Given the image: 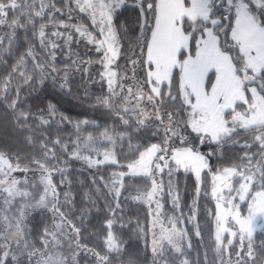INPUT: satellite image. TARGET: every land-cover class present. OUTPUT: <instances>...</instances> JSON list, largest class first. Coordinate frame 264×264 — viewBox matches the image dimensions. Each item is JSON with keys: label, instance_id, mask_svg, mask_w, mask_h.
Segmentation results:
<instances>
[{"label": "snow or ice", "instance_id": "obj_1", "mask_svg": "<svg viewBox=\"0 0 264 264\" xmlns=\"http://www.w3.org/2000/svg\"><path fill=\"white\" fill-rule=\"evenodd\" d=\"M128 8L134 12L135 27L118 28L114 17ZM73 11L88 15L95 35L72 23ZM0 26L11 30L4 49L9 55L17 29H24L26 35L30 32L50 60L55 59L56 49L71 51L73 33L94 45L101 56V79L106 81L109 93L98 98V103L115 113L123 125H129V116L134 119L136 131L155 129L150 135L160 137L159 143L146 144L143 150L137 147V155L125 165L120 164L113 150L98 151L91 135L76 142L71 155L90 167L110 163L126 169L113 172L110 185H105L114 207L108 205L111 216L106 218L104 254L81 243L82 225L74 224L62 211L53 173H63L55 145L66 151V143L57 138L50 147L42 140V158L32 157L27 164H22L18 156L0 152V199L4 206L0 211V264H79L81 252L94 257V264H110L108 254L121 251V242L111 229L114 219H122L116 216V210L120 209L126 176L150 182V191L134 199L143 200L149 207L154 200L156 203L152 228L159 224L160 231L152 233L154 261L159 257L167 264L165 242L167 248L183 257L185 246L192 247L187 229L178 227L185 217H168L167 227L159 219L165 191L162 174L167 169L171 177L183 169L194 173L199 183L203 170L211 173L212 155L202 153L200 147L239 143L237 138L242 132H251L252 136L240 145L243 154L239 163L212 174L211 196L216 202L214 250L220 264H264V241L259 249L254 246L256 233H264V0H74V7L72 0L61 6L55 0H0ZM121 35L129 37L127 46L121 43ZM122 54L130 68L122 70L117 64ZM37 55L36 45L29 44L0 81V100L19 127H30V120L41 126L49 124L48 119L25 109L26 101L21 99L22 85L31 84V90H35L34 75L43 83L46 67L56 71L54 64L38 60ZM29 61L31 73L27 71ZM14 75L21 78L19 85L13 83ZM67 75L65 72L61 88L66 86ZM55 114L50 106L48 115ZM75 127L79 129L80 125ZM126 134L105 130L101 138L114 149ZM28 142L32 143L30 136ZM81 143L102 159L83 155ZM52 162L56 163L50 167ZM33 166L40 173L43 187L39 191H34L36 184H29L27 175H14L27 174ZM167 188L174 208L178 207L179 195L171 179ZM70 200V194L65 192L64 202ZM40 210L51 212V226L46 225L32 239L25 220L31 211ZM187 219L192 222L195 216ZM195 235L200 237L198 226ZM225 255L227 261L223 259ZM181 264L189 261L182 258Z\"/></svg>", "mask_w": 264, "mask_h": 264}, {"label": "trees", "instance_id": "obj_2", "mask_svg": "<svg viewBox=\"0 0 264 264\" xmlns=\"http://www.w3.org/2000/svg\"><path fill=\"white\" fill-rule=\"evenodd\" d=\"M57 6L67 4L68 0H55ZM73 24L91 27L87 17L73 11ZM66 19V17H61ZM135 15L131 8L123 9L114 17V23L119 28L135 27ZM51 30V25L49 29ZM64 30L65 29H60ZM11 30L6 26H0V38L4 43L0 44V81L11 72L12 66L16 63L17 56L27 51L29 44L36 45L37 59L46 61L49 65L54 64L56 71L52 72L51 67L44 69L46 78L43 83L39 77L34 75L32 83L36 85L35 90L31 84L21 86V99L26 101L23 106L37 116H43L49 120L48 125L41 126L38 121H29L30 127H19L14 117L7 110L3 100H0V152L13 157H19L22 164L30 162L32 157L42 158L40 143L43 140L51 147V142L60 139L62 143L67 144V150H63L60 145H55L56 155L58 157V166L63 169V173L54 172L53 182L57 185L60 192V202L62 211H65L69 218L77 226H81L80 241L89 248H93L101 254H104V239L106 234V218L111 216L108 205H113L112 196L105 187L110 185L112 173L126 170L112 164H103L98 166H89L83 159H77L71 155L76 149V142L84 141L91 135L96 143L94 147L101 153L105 150H113L121 165H125L137 155L136 148L144 149L149 143H159V136H151L150 133L155 129L135 130L134 119H130L129 125H123L117 115L110 112L108 108L98 103V98H104L109 95L106 81L101 79L102 65L99 62L101 56L95 51V48L87 43L83 38H78L73 33L74 40L71 44V51L68 48H59L55 50V59L50 60L46 57V52L41 50L38 41L29 32L25 34L24 29H17L13 41L11 55L5 52L8 47V33ZM71 31V29H69ZM121 43L127 46L129 37L121 35ZM63 43V41H59ZM122 53L124 49L121 50ZM125 56L122 54L117 61L123 70L126 66ZM115 67V65H114ZM27 71H33L32 62L29 61ZM67 72L66 86L61 88L59 85L65 82L64 73ZM51 73V75H47ZM55 77V81H53ZM21 78L14 75L13 83L19 85ZM128 83V81H125ZM118 101V98H117ZM21 105L18 104V107ZM54 107L56 114L48 115L49 107ZM151 109L149 108V111ZM63 117V119H62ZM87 121L88 123H83ZM79 124L77 129L75 125ZM31 129V130H30ZM108 130L113 133L127 132L123 141H118L115 148L101 138V133ZM242 132V130H241ZM31 137L32 143L28 142ZM252 133H243L237 138L239 143H225L220 148L214 144H205L200 147L202 153L211 152L210 169L204 171L202 183L199 184L195 174L185 173L184 170L174 172L171 177L165 172L162 179L165 185L163 207L159 219L167 227V218L174 216H183L182 223L178 227L186 228L188 239L192 247L188 249L185 246L184 256L172 252L166 246L164 259L167 264H181V259L186 258L189 264H220L214 250L215 233V199L211 196L212 174L219 169L231 167L239 163V157L243 154L240 145L246 140H251ZM46 138V140H45ZM129 139L131 146H129ZM255 147V145H253ZM81 153L91 155L93 159L97 157L95 152H90L84 148L81 143ZM50 163V167L52 164ZM24 177L27 175L29 183L32 180L39 182V171L25 173H14ZM171 179L173 187L179 195L178 207L174 208L172 197L167 195L168 182ZM63 180V183H61ZM124 188L119 198L120 209L116 210V216L122 219L113 220L111 229L121 242V251L119 253H109L110 264H163V261L157 257L154 261L151 252V241L153 231L159 233L160 228H152V222L156 217V204L151 205L136 200L137 195L150 191V182L147 178L129 177L123 178ZM197 188L199 196L197 197ZM70 194V203L64 202V193ZM0 199V211H2ZM194 206V210H193ZM51 212L31 211L25 220L27 231L30 238L36 239L39 231L47 225L51 226ZM195 216V220L189 222L187 217ZM120 225H123L121 227ZM200 231V237L195 235L196 227ZM227 238V237H226ZM264 241V233L259 231L254 237V246L259 249L261 242ZM205 252L207 253V262L205 261ZM79 264H94L95 258L91 255L85 256L83 252L77 258ZM227 261V255L223 258ZM235 261V253L232 256Z\"/></svg>", "mask_w": 264, "mask_h": 264}, {"label": "rangeland", "instance_id": "obj_3", "mask_svg": "<svg viewBox=\"0 0 264 264\" xmlns=\"http://www.w3.org/2000/svg\"><path fill=\"white\" fill-rule=\"evenodd\" d=\"M66 1V0H65ZM72 3H73V7H74V0H72ZM82 14H84L86 17H87V19L89 20V23H90V25H91V27H85V28H87L89 31H92L93 32V34L95 35V32H94V30H93V25H92V22H91V20H90V18L88 17V15L86 14V13H82ZM74 17L75 16H72V20L74 19ZM61 29H63V28H61ZM61 31H64V30H61ZM90 45H92V44H90ZM93 47H94V45H92ZM95 48V47H94ZM96 51V50H95ZM102 159V158H101ZM110 164V163H109ZM181 170H183V169H181ZM206 170H208V169H205V170H203L202 172H201V180H200V182H199V184H201L202 183V175H203V173H204V171H206ZM165 172L167 173V169L165 170ZM163 175V174H162ZM15 176H17L18 178H23L22 176H20V175H15ZM158 179H160V177H158ZM32 182L33 183H35L36 184V189H34V191H39V190H42V185L39 183V182H37L36 180H32ZM29 184H32V183H29ZM141 201H143V200H141ZM144 202V201H143ZM156 203H155V200L152 202V204L151 205H155ZM1 207H2V210H3V202L1 203Z\"/></svg>", "mask_w": 264, "mask_h": 264}]
</instances>
